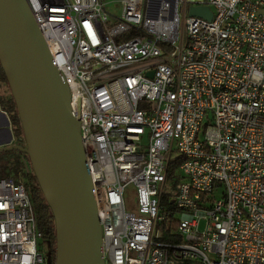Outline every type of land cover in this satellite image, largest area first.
I'll list each match as a JSON object with an SVG mask.
<instances>
[{"label":"built area","instance_id":"built-area-1","mask_svg":"<svg viewBox=\"0 0 264 264\" xmlns=\"http://www.w3.org/2000/svg\"><path fill=\"white\" fill-rule=\"evenodd\" d=\"M26 3L79 123L103 264H264V0ZM41 238L24 183L0 178V264H46Z\"/></svg>","mask_w":264,"mask_h":264},{"label":"water","instance_id":"water-1","mask_svg":"<svg viewBox=\"0 0 264 264\" xmlns=\"http://www.w3.org/2000/svg\"><path fill=\"white\" fill-rule=\"evenodd\" d=\"M188 15L212 18L208 6H191ZM0 66L25 142V148L5 149L29 158L54 218V264H103L101 229L79 123L26 0H0Z\"/></svg>","mask_w":264,"mask_h":264},{"label":"trees","instance_id":"trees-1","mask_svg":"<svg viewBox=\"0 0 264 264\" xmlns=\"http://www.w3.org/2000/svg\"><path fill=\"white\" fill-rule=\"evenodd\" d=\"M133 34H129L126 38L133 37ZM2 88V91H1ZM7 90V93L5 92ZM9 91V92H8ZM0 108L6 113L9 123L11 126L12 135L14 138L15 145H23L24 137L19 116L17 113L16 105L9 90L8 84L6 82L4 72L0 66ZM11 154L14 153L15 156H18L17 160L23 161L25 167H23V173L19 176H13L16 181H22L25 185L26 191L30 198L34 216H35V227L38 231L41 232L43 241L47 246L48 258L50 264H54L55 261V224L52 212L41 192V189L37 183V180L34 176V173L29 164L28 156L23 154L20 151H15L14 149L7 150ZM3 152H0V157ZM181 158L179 156H173L167 167V177L169 180L173 179L174 186L181 181L182 177L178 172V166ZM28 164V166H27ZM27 166V167H26ZM6 165L0 166V178L11 177L9 175ZM161 205L163 206L164 222L159 226L161 230V240L164 242H173L177 241L173 234H170V229L175 225V219L173 216L176 215L177 210H175L169 202H167V195L164 196L161 200ZM45 253V252H44Z\"/></svg>","mask_w":264,"mask_h":264},{"label":"rangeland","instance_id":"rangeland-1","mask_svg":"<svg viewBox=\"0 0 264 264\" xmlns=\"http://www.w3.org/2000/svg\"><path fill=\"white\" fill-rule=\"evenodd\" d=\"M101 1L104 4V8H105V11L107 13H109L115 17H117L119 15V13H120L119 1L120 0H101ZM7 90L5 91L6 93H7ZM1 91H2V88H1ZM13 146H19V147L25 148V142L23 145H13ZM7 150H9V149H5V150L0 151V152H3L1 154V157H0V166L6 165L8 167V169L12 168L11 170H8L7 173H9L11 178L14 179L13 176H19L23 173V167H25V163L23 161L17 160V158H19V157L15 156L14 153L11 154ZM15 151H17V150L15 149ZM29 164H30V162H29ZM27 166H28V164H27ZM22 181H23V179H22ZM165 191L172 192L168 188H165ZM214 194L216 195V198L218 199V198H220L221 192H220V190L219 191L215 190ZM123 199H124V204H125L126 210L129 212L137 213L136 191H135L134 186L130 185V186L126 187V189L124 191ZM181 214H182L181 212H177L176 216L180 217ZM200 228H202V223H201ZM156 230H157V228H155V232H156ZM42 251L45 252L44 247H43Z\"/></svg>","mask_w":264,"mask_h":264},{"label":"crops","instance_id":"crops-1","mask_svg":"<svg viewBox=\"0 0 264 264\" xmlns=\"http://www.w3.org/2000/svg\"><path fill=\"white\" fill-rule=\"evenodd\" d=\"M14 144L11 126L6 113L0 108V151Z\"/></svg>","mask_w":264,"mask_h":264},{"label":"flooded vegetation","instance_id":"flooded-vegetation-1","mask_svg":"<svg viewBox=\"0 0 264 264\" xmlns=\"http://www.w3.org/2000/svg\"><path fill=\"white\" fill-rule=\"evenodd\" d=\"M40 245L42 246V247H44V249H47V246L45 245V241H43V239L42 240H40ZM44 256H45V259H46V264H50V261H49V258H48V253H47V250L45 251V253H44Z\"/></svg>","mask_w":264,"mask_h":264},{"label":"bare ground","instance_id":"bare-ground-1","mask_svg":"<svg viewBox=\"0 0 264 264\" xmlns=\"http://www.w3.org/2000/svg\"><path fill=\"white\" fill-rule=\"evenodd\" d=\"M93 188V187H92Z\"/></svg>","mask_w":264,"mask_h":264}]
</instances>
